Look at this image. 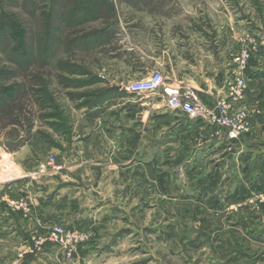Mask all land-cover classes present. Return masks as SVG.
<instances>
[{
    "label": "rangeland",
    "instance_id": "1",
    "mask_svg": "<svg viewBox=\"0 0 264 264\" xmlns=\"http://www.w3.org/2000/svg\"><path fill=\"white\" fill-rule=\"evenodd\" d=\"M108 1L112 16L102 5V18L91 22L68 27L52 19L54 44L44 59L40 53L44 19L56 0H0V13H13L26 27L31 58L23 71L27 79L0 82V87L22 83L26 104L18 113L17 126L9 118L0 119V179L8 183L18 176L4 167L8 163L13 171L6 154L14 151L6 146L27 133L44 143L38 157L33 155L41 163L51 156L47 146L63 147L66 157L80 159L81 146L72 142L76 137L81 141L88 131L84 121L100 112L94 107L103 102L95 98L109 86H126L155 69L184 83L207 80L224 92L236 77H244V96L234 107L248 112L253 120L250 132L235 142L219 133L210 141H218L217 146L206 143L213 150L160 157L156 171L146 175L138 208L136 200L131 203L134 185L120 189L126 199L122 206L128 210L122 212L123 218L116 213L122 219L109 233L125 229L100 240V248L86 258L65 256L61 264H264V0ZM93 31L103 32L93 38L94 44L79 40L86 35L81 32ZM72 40L76 41L70 46ZM10 45L7 36H0V70L17 71ZM244 53L249 57L242 66ZM37 77L44 84V109L30 92L36 90ZM251 79L259 84L249 87ZM248 90L254 91L250 100ZM127 101L135 107L162 105L157 95H132ZM154 158L146 155L143 161ZM86 233L90 235L83 245L96 240L94 231ZM33 238L38 239L30 237L31 242ZM30 254L35 251L22 259Z\"/></svg>",
    "mask_w": 264,
    "mask_h": 264
},
{
    "label": "crops",
    "instance_id": "2",
    "mask_svg": "<svg viewBox=\"0 0 264 264\" xmlns=\"http://www.w3.org/2000/svg\"><path fill=\"white\" fill-rule=\"evenodd\" d=\"M155 70L162 73L159 69ZM258 81L249 80V87L259 84ZM181 83L198 92L209 106L215 97L224 93V88L219 90L207 80ZM253 92L248 90L249 100ZM104 93V98L97 101L103 102L102 106L94 107L100 112L84 121L88 131L81 141L76 137L72 142L73 146H81L78 152L80 159L66 157L63 147L47 146L50 149L48 155L56 158L62 166L61 171L54 172L46 168L44 162L33 158V155L38 157L44 148V143L35 134L20 149L6 154L13 171L8 163L4 167L13 176L17 173L18 176L8 183L0 179V264H6L17 251L31 246L30 237L34 236L42 243L34 249L35 254L27 255L21 264L63 263L64 253L61 254L59 248L47 240V233L55 224L81 232L94 231L96 240L80 245L72 255L73 260L86 258L90 251L100 248V240L125 229L109 233L123 218L122 212L128 210L122 206L126 199L120 189L129 187L130 182L134 185L131 203L136 200L134 204L138 208L146 175L156 171L160 157L188 156L207 147L213 150L210 145L219 144L218 141L210 142L211 139H218L213 131L209 132L212 126L201 119L169 111L163 101L160 106L135 107L127 101L132 95L125 91L123 84L109 86ZM247 103L250 104L244 102ZM29 148H32L31 155L27 154ZM22 153L24 156H21ZM146 155L155 158L146 164L143 161ZM0 157L1 165L3 154ZM134 192L136 198L133 197ZM123 221L126 222V219Z\"/></svg>",
    "mask_w": 264,
    "mask_h": 264
},
{
    "label": "built area",
    "instance_id": "3",
    "mask_svg": "<svg viewBox=\"0 0 264 264\" xmlns=\"http://www.w3.org/2000/svg\"><path fill=\"white\" fill-rule=\"evenodd\" d=\"M248 57V53L241 56L242 66L247 63ZM245 88L244 77H236L233 84L220 96L215 97L212 105L209 106L193 88L181 82L168 81L160 71L155 70L145 78L127 84L125 91L137 96L157 95L161 97L169 111L180 112L191 119H201L216 128L215 135L221 133L225 140L235 142L251 129V121L246 109L234 107L243 99ZM44 165L54 172L62 170V166L54 156L48 157ZM89 235L55 224L50 227L47 240L59 248L66 258H70L77 247L88 241ZM32 240L31 246H26L20 251L11 264H21L23 255L32 253L42 243L41 239Z\"/></svg>",
    "mask_w": 264,
    "mask_h": 264
},
{
    "label": "trees",
    "instance_id": "4",
    "mask_svg": "<svg viewBox=\"0 0 264 264\" xmlns=\"http://www.w3.org/2000/svg\"><path fill=\"white\" fill-rule=\"evenodd\" d=\"M97 0H56V3L51 6V9L46 18L44 19V26L42 31V39L40 40V44L42 45V49L40 50L41 54L44 53V59L47 57L48 51L50 47L53 46L52 39L54 38L56 27L54 26V22L52 19H60L62 22H64L65 25L68 27L76 26L78 23H85V22H91L94 20H98L102 18V15L104 13L103 6L107 7L105 10L107 11L106 15L112 16V3L108 0H100V2H96ZM58 4V5H57ZM103 5V6H102ZM59 6V7H58ZM45 15L43 14V17ZM86 34L83 37H80L79 40L81 42H84L87 40V44H94L95 41L93 38L103 35V32H96L93 31L89 34L85 32H81ZM27 30L24 24L17 18L16 15L13 13H7V12H1L0 13V36H7L8 39L11 42V45L9 47V54L12 58V65L16 67V70H0V82L5 81L9 78H24L27 79V76L25 75L26 66L30 64V53H29V45H27ZM89 39V40H88ZM76 41V40H75ZM70 41L69 45L71 46L72 42ZM40 54V55H41ZM18 70L20 72H18ZM24 71V72H23ZM84 74V73H83ZM34 80V88H36L35 91L33 89H30L31 94L34 95L35 98V104L38 105L41 109H44L45 105V94L43 92L44 84L40 80V77L35 78ZM24 85L22 83H11L7 86L0 87V119L9 118L11 120V124L14 126H17L19 122L17 121L19 112L22 111L24 106V101L22 100ZM105 93L102 92V94H98L96 96V101L101 99V96ZM41 99V100H40ZM44 102L41 104V102ZM41 104V105H40ZM26 105V104H25ZM43 106V107H42ZM53 110H56L55 107H53ZM19 113V114H18ZM54 115H51L52 118L59 117H53ZM57 116V115H56ZM43 118V117H41ZM49 118V117H47ZM56 130V129H55ZM30 138V134H26V138H20L18 141H16L13 145H7L6 150L10 149L12 151L18 150L23 144Z\"/></svg>",
    "mask_w": 264,
    "mask_h": 264
}]
</instances>
